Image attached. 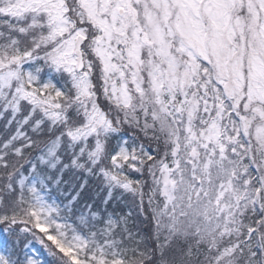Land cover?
<instances>
[{"label": "snow or ice", "instance_id": "6c2138e0", "mask_svg": "<svg viewBox=\"0 0 264 264\" xmlns=\"http://www.w3.org/2000/svg\"><path fill=\"white\" fill-rule=\"evenodd\" d=\"M0 264H264V0H0Z\"/></svg>", "mask_w": 264, "mask_h": 264}]
</instances>
